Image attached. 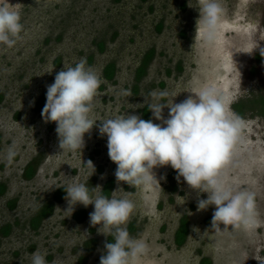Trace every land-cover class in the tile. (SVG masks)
<instances>
[{"label":"rangeland","instance_id":"obj_1","mask_svg":"<svg viewBox=\"0 0 264 264\" xmlns=\"http://www.w3.org/2000/svg\"><path fill=\"white\" fill-rule=\"evenodd\" d=\"M8 2L22 5L24 30L14 47L0 45V183L7 186L0 195V226L12 224L7 237L0 234V264H31L30 253L37 249L47 254L48 264H100L105 242L114 241L98 234L99 225H91L94 205L77 204L66 217L65 192L39 227H30L34 212L54 201L55 193L74 182V177L89 188L100 185L103 191L111 181L109 197L122 188L118 197L127 195L134 201L136 210L126 227L133 238H143L148 245L138 264H202L203 258L210 264H264V115L257 109L241 117L245 127L223 172L234 191L255 193L261 223L254 230L212 227L215 206L198 210V201L207 199V193L191 189L182 177L178 180L170 165L153 170L160 191L118 183L107 137L98 131L100 121L85 133L81 154L62 153L57 125L45 122L42 111L35 109L64 65L75 66L83 59L103 81L95 101L97 118L125 113L143 119L151 93L183 91L174 98L180 103L195 96L188 91L207 86L217 88L236 114L234 103L264 95V55L255 57L264 48V0H221L224 11L213 45L195 43L200 18L197 0ZM100 41L105 43L103 51L97 46ZM151 49L154 54L146 73L137 79V68ZM111 62L116 71L107 80L103 68ZM168 112L165 108V118ZM150 114L153 123H161ZM88 161L95 167L90 178L93 169ZM31 162L35 174L26 179L24 170ZM11 199H16L13 208L7 205ZM80 210L85 213L78 220L75 214ZM184 216L189 231L178 246L175 233Z\"/></svg>","mask_w":264,"mask_h":264},{"label":"clouds","instance_id":"obj_2","mask_svg":"<svg viewBox=\"0 0 264 264\" xmlns=\"http://www.w3.org/2000/svg\"><path fill=\"white\" fill-rule=\"evenodd\" d=\"M197 3L200 18L195 43L213 45L219 37L224 11L221 0H197ZM21 6L0 0V45L12 48L22 39ZM260 52L264 55V48ZM102 83L100 75L81 59L75 66L64 65L54 83L47 86L41 115L45 122L57 125L62 153L81 154L85 133H90L100 121L98 131L101 137H107L108 156L117 165L118 183H127L141 191H160V181L153 170L170 165L178 173V180L182 177L191 189L207 193V199L198 201V210L215 206L212 227L220 228L223 224L224 228L254 230L260 226L255 193L234 191L223 179L224 169L231 164L235 146L240 142L245 121L231 112L217 88L207 86L188 91L195 96L180 103H175L174 98L183 91L151 93L153 99L148 108L153 118L161 121L153 123L152 119L125 113L97 118L94 108ZM165 108L169 109L167 118L163 115ZM11 155L10 152L9 158ZM87 164L93 169L90 178L95 167L91 161ZM72 179L74 182L64 188L68 202L64 210L68 213L66 217L72 215L77 204L94 205V211L89 214L91 225H99L98 234L114 241L105 242L100 264H138L148 245L143 238H133L126 227L136 210L134 201L127 195L118 197L122 188L114 190L109 197L103 194L100 185L89 188L87 183ZM184 202L183 199L178 204ZM46 256L39 249L35 250L30 253L31 264H48Z\"/></svg>","mask_w":264,"mask_h":264},{"label":"trees","instance_id":"obj_3","mask_svg":"<svg viewBox=\"0 0 264 264\" xmlns=\"http://www.w3.org/2000/svg\"><path fill=\"white\" fill-rule=\"evenodd\" d=\"M146 1V0H142ZM162 28V24L159 23L157 26V30L160 31ZM116 35V34H115ZM100 51H103L105 48V43L103 41L98 42L97 44ZM154 54V50H149L148 53H146L145 57L142 59L141 64L137 68V79H140L145 73H146V67L150 60L152 59V56ZM262 54L261 52H258L256 55V59L259 60L261 58ZM91 60V57H90ZM60 63V59L57 60V64ZM180 69V68H179ZM116 71V66L114 62L108 63L103 70L104 77L107 80H111ZM0 96V100H1ZM46 103V94L42 95L36 102L35 109L37 111H42L44 105ZM233 109L235 110L236 114L238 116L242 117L246 114L247 111L252 109H257V113L264 115V95H259L258 97H254L253 99H247V100H239L238 102L233 104ZM143 119L149 120L151 114L148 107H145L142 110ZM101 168H99L100 170ZM35 174V162L29 163L25 170H24V177L26 179H30ZM113 183L111 181L108 182V184L104 187V195L109 196L112 190ZM7 189V186L5 183H0V195H3ZM65 193L64 188L59 189L54 196V201H48L47 203L43 204L41 207H39L38 212L31 218L30 221V227L33 229H37L39 225L42 223V221L52 213L54 208V202L60 201ZM16 199H11L7 202V205H9L10 208H13L15 206ZM85 211L80 210L78 211L75 216L78 220H81L84 216ZM12 231V224L7 223L5 225L0 226V234L2 237H7ZM189 228H188V219L186 216H184L181 221L178 229L175 233V241L176 244L179 246L184 243L186 240L187 234H188ZM112 240V238H111ZM210 260L208 258H203L202 264H210Z\"/></svg>","mask_w":264,"mask_h":264},{"label":"flooded vegetation","instance_id":"obj_4","mask_svg":"<svg viewBox=\"0 0 264 264\" xmlns=\"http://www.w3.org/2000/svg\"><path fill=\"white\" fill-rule=\"evenodd\" d=\"M256 55H257V54H256ZM255 57H256V56H255ZM105 66H106V65H105ZM105 66H104V67H105ZM103 70H104V68H103ZM38 209H39V208H38ZM38 209H37L34 213H37V212H38Z\"/></svg>","mask_w":264,"mask_h":264}]
</instances>
